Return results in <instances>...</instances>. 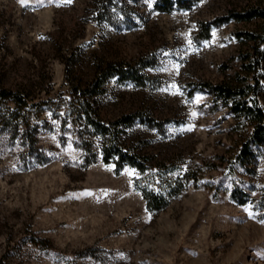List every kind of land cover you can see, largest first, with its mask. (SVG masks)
<instances>
[{"label":"rangeland","instance_id":"374dc122","mask_svg":"<svg viewBox=\"0 0 264 264\" xmlns=\"http://www.w3.org/2000/svg\"><path fill=\"white\" fill-rule=\"evenodd\" d=\"M154 0H0V88L32 100L68 98L92 82L98 66L145 59L147 81L109 78L89 97L102 120L140 112L162 129L134 122L123 143L151 165L194 172L196 187L157 213L134 187L143 175L102 163L104 137L92 136L85 164L75 128L62 110L38 115L35 162L20 137L0 121V261L4 264H264V147L251 173L233 165L243 134L200 83L235 84L245 49L234 33L253 21L229 20L199 37L200 24L257 0H199L187 10L158 12ZM104 6L107 13L101 14ZM107 15L109 16L107 18ZM1 113V106H0ZM233 165V168H231ZM228 169L251 203L228 198ZM47 240L51 251L27 243ZM85 249L92 257H78Z\"/></svg>","mask_w":264,"mask_h":264},{"label":"trees","instance_id":"16d2710c","mask_svg":"<svg viewBox=\"0 0 264 264\" xmlns=\"http://www.w3.org/2000/svg\"><path fill=\"white\" fill-rule=\"evenodd\" d=\"M199 0H154L152 8L158 12L172 10H187ZM107 13V7L102 9V15ZM109 16L107 15V18ZM229 20L250 22L252 27L237 31L234 36L244 43L245 49L239 53L240 73L235 84L208 82L200 83L197 89L211 93L219 103L230 113L233 124L231 129L243 138L234 156V164L245 173H251L250 165L255 164L264 147V0L248 4L240 11H229L213 20L200 24L199 37L206 39L213 26L221 25ZM150 65L145 59L134 63L108 62L96 67L92 82L84 88L72 86L68 90V98L61 95L55 100H32L28 94L18 90L0 88V121L12 132H20V137L30 153H34L35 162L42 164L47 158L34 147V136L37 124L31 122L45 111L62 110L69 116V122L75 128L78 147L84 153L83 161L89 164L94 161L96 152L91 149L92 136L104 137V142L98 148L102 163H112L114 174L123 168L134 169L142 174V180L134 182L144 200L146 211L157 213L164 209L169 201L180 195L190 183L196 187L197 175L184 173L180 178L174 176V167L165 164H150V157L142 152L130 150L122 141L125 128L134 122L143 123L148 128L162 129L163 122L143 117L140 112L122 114L113 120H102L93 107L89 97L99 93L103 84L111 77L120 81H130L143 85L147 76L143 68ZM233 165L231 168H233ZM228 198L238 206L251 203L247 193L237 185L233 172L228 169ZM255 206L264 208V195L256 201ZM27 243L44 252L51 251L50 243L35 236H29ZM78 257H92V251L85 249L77 253ZM0 264H4L0 261Z\"/></svg>","mask_w":264,"mask_h":264},{"label":"snow or ice","instance_id":"6c2138e0","mask_svg":"<svg viewBox=\"0 0 264 264\" xmlns=\"http://www.w3.org/2000/svg\"><path fill=\"white\" fill-rule=\"evenodd\" d=\"M69 2H70V0H69Z\"/></svg>","mask_w":264,"mask_h":264}]
</instances>
